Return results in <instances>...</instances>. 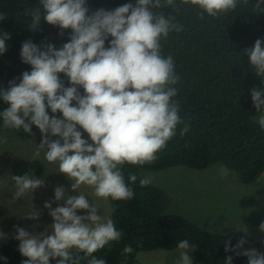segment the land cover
Here are the masks:
<instances>
[{
    "label": "clouds",
    "instance_id": "obj_1",
    "mask_svg": "<svg viewBox=\"0 0 264 264\" xmlns=\"http://www.w3.org/2000/svg\"><path fill=\"white\" fill-rule=\"evenodd\" d=\"M239 2L181 0L183 5L196 6L201 20L205 13L216 18L234 11ZM262 4L264 0H256L253 12L264 13ZM165 6L179 10L175 0H130L115 9L95 11H90L87 0H39V6L26 12L31 30H38L43 20L57 27L60 36L65 30L70 35L59 49L52 43L37 45L31 39L22 43L21 60L31 71H24L18 84L13 80L7 90L0 89V99L9 105L0 117L6 129L29 134L33 125L39 129L42 139L34 158L43 151L45 159L57 164L59 173L72 181L71 191L78 192L85 185L104 200H131L134 190L125 180L124 165L153 163L176 135L182 119L173 98L180 78L173 57L161 54V40L181 26L173 22L175 17L154 12ZM9 39L10 34L0 31V55L8 50ZM244 53L255 74L264 78V41L257 39ZM60 74L67 77L69 86ZM251 99L257 113L254 120L264 129V90L253 88ZM188 131L185 125L180 134ZM138 179L142 187L153 182L151 176H128L131 184ZM12 180L17 200L45 185L43 178L27 172L13 175ZM68 191L62 186L54 189L55 202H63L62 206L53 209V201L45 202L53 223L44 232L34 235L16 229L18 250L26 258L21 264H80L82 259L87 264H106L93 253L119 241L122 232L84 194L68 195ZM24 217L38 220L40 213L32 206ZM259 227L264 232V223ZM4 235L0 232V238ZM245 242L242 238L235 248L226 242L225 251L247 257V264H264V253L258 250L238 251ZM176 247V264H193L191 254L197 246L185 239ZM73 250L84 255L74 256ZM132 251L130 245L125 246L124 253ZM224 264H232V256Z\"/></svg>",
    "mask_w": 264,
    "mask_h": 264
},
{
    "label": "trees",
    "instance_id": "obj_2",
    "mask_svg": "<svg viewBox=\"0 0 264 264\" xmlns=\"http://www.w3.org/2000/svg\"><path fill=\"white\" fill-rule=\"evenodd\" d=\"M87 2L90 11H95L101 7L115 9L130 0ZM255 3L256 0L247 4L240 0L236 10L216 18L205 13L203 20L199 19L200 10L196 6L183 5L181 0H175L178 11L168 6L154 9L157 14L163 12L166 17H175L173 22L181 26L180 31L173 30L161 40V54L173 57L180 78L173 99L179 105L182 123L177 125L176 135L166 148L157 154L156 161L142 167L124 165L125 180L133 188L134 197L108 199L111 219L122 237L93 253L106 264H135L138 253L175 251L178 242L185 239L197 246L191 254L196 264H224L227 256H232V264H247V257L225 251L226 242L235 248L242 238L246 242L238 251L256 249L262 253L258 243L245 234L210 233L184 217L167 212L170 198L161 188L142 187L139 179L135 184L128 181L130 174L139 177L141 170L159 171L177 166L201 171L219 164L233 172L243 185L254 183L264 173V129L253 120L257 113L251 99L253 88L264 90V78L255 74L244 53L245 49L254 47L257 39L264 41V13L253 12ZM37 6L39 0H0V15L5 17L0 21V31L10 34L6 41L8 50L0 55V89L7 90L13 80L18 84L22 73L31 71V66L23 63L20 56L24 41L31 39L41 46L52 43L57 49L68 42L70 30L60 36L57 27L43 20L38 30H31L26 12ZM60 76L65 86H69L67 77ZM80 91L83 93V89ZM8 107L0 99V112ZM185 125L189 131L181 135ZM9 130L26 138L27 133L22 129L4 128L0 117V133ZM40 169L37 161H20L12 165L11 172L12 176L23 175ZM19 243L11 238L0 239V264H21L26 259L18 250ZM126 245L133 248L131 253H124ZM73 255L84 253L73 250ZM80 264H87V260L82 259Z\"/></svg>",
    "mask_w": 264,
    "mask_h": 264
},
{
    "label": "rangeland",
    "instance_id": "obj_3",
    "mask_svg": "<svg viewBox=\"0 0 264 264\" xmlns=\"http://www.w3.org/2000/svg\"><path fill=\"white\" fill-rule=\"evenodd\" d=\"M83 138L87 139L86 133ZM0 139L6 140L0 142V232L5 234L3 238L15 239L17 228H24L34 235L44 232L53 223L49 210L44 207L45 202L53 201V209L63 204L55 202L54 189L57 186L68 189V195L84 194L98 207L102 216L111 218L112 208L108 200L96 197L94 190L85 185L77 190L79 193L71 191L72 181L59 173L57 164L45 159L43 151L34 158L42 139L38 128L33 126L32 134L27 133L24 139L14 130L0 133ZM20 161L39 162L41 169L31 174L43 178L45 185L32 195L29 193L17 200L13 198L16 189L11 167ZM222 167L215 164L200 171L177 166L159 171L141 170L140 176L153 177L150 185L166 192L170 198L167 212L184 217L210 233L245 234L255 240L264 253V232L259 227L264 223V173L254 183L243 185L233 172L227 170L222 174ZM32 206L40 213L38 220L24 217ZM78 214L86 213L80 211ZM144 253L137 254L135 264H176L179 259V250Z\"/></svg>",
    "mask_w": 264,
    "mask_h": 264
},
{
    "label": "crops",
    "instance_id": "obj_4",
    "mask_svg": "<svg viewBox=\"0 0 264 264\" xmlns=\"http://www.w3.org/2000/svg\"><path fill=\"white\" fill-rule=\"evenodd\" d=\"M158 251H161V250H158ZM146 252H151V251H146ZM141 253H144V252H141ZM145 255H147V253H144Z\"/></svg>",
    "mask_w": 264,
    "mask_h": 264
}]
</instances>
